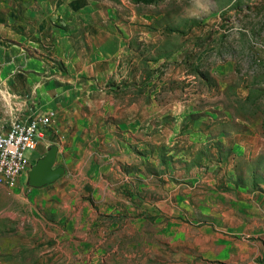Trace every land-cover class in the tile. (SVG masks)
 I'll use <instances>...</instances> for the list:
<instances>
[{"label":"rangeland","instance_id":"rangeland-1","mask_svg":"<svg viewBox=\"0 0 264 264\" xmlns=\"http://www.w3.org/2000/svg\"><path fill=\"white\" fill-rule=\"evenodd\" d=\"M77 5L116 17L118 68L79 84L47 44L41 84L0 100L1 132L53 112L29 168L56 145L65 170L0 185V264H264V0ZM78 94L124 112H63Z\"/></svg>","mask_w":264,"mask_h":264},{"label":"crops","instance_id":"crops-1","mask_svg":"<svg viewBox=\"0 0 264 264\" xmlns=\"http://www.w3.org/2000/svg\"><path fill=\"white\" fill-rule=\"evenodd\" d=\"M77 15V0H0V43L4 44H0V100H7L6 92L10 87L41 84L40 71L49 64L40 55L47 53L50 47L47 44L55 45L56 54L66 65L69 76L79 84L84 78L104 81L116 72L118 63L114 59L121 52V43L117 32L109 28L111 19L116 17ZM82 34L85 40L81 39ZM2 39L5 42H1ZM18 44H25L27 53L20 52L22 47ZM14 55L16 62L12 60ZM49 69L54 70L52 66ZM75 98L79 104L63 112H70L76 118L88 117L90 111L107 119L119 118L124 112L119 105H112L113 97L106 94L94 97L78 94ZM3 120L6 119L0 115L2 130ZM51 131L38 143L37 150L42 148Z\"/></svg>","mask_w":264,"mask_h":264},{"label":"built area","instance_id":"built-area-1","mask_svg":"<svg viewBox=\"0 0 264 264\" xmlns=\"http://www.w3.org/2000/svg\"><path fill=\"white\" fill-rule=\"evenodd\" d=\"M53 112L34 115L25 121L15 122L0 132V185L16 188L20 177L27 174L31 157L39 141L52 129ZM31 152L30 157L26 156Z\"/></svg>","mask_w":264,"mask_h":264},{"label":"water","instance_id":"water-1","mask_svg":"<svg viewBox=\"0 0 264 264\" xmlns=\"http://www.w3.org/2000/svg\"><path fill=\"white\" fill-rule=\"evenodd\" d=\"M57 154L58 147L51 145L46 154L35 161L26 174L29 187H44L52 184L64 174V168L56 166Z\"/></svg>","mask_w":264,"mask_h":264},{"label":"bare ground","instance_id":"bare-ground-1","mask_svg":"<svg viewBox=\"0 0 264 264\" xmlns=\"http://www.w3.org/2000/svg\"><path fill=\"white\" fill-rule=\"evenodd\" d=\"M36 151H37V149H36ZM36 151H35V152H36ZM35 152H34V153H35Z\"/></svg>","mask_w":264,"mask_h":264}]
</instances>
